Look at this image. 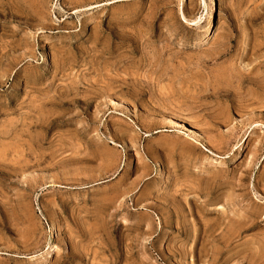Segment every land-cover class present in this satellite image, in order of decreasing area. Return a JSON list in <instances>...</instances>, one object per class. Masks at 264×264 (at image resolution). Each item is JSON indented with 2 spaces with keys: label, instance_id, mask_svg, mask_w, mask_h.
I'll list each match as a JSON object with an SVG mask.
<instances>
[{
  "label": "rangeland",
  "instance_id": "374dc122",
  "mask_svg": "<svg viewBox=\"0 0 264 264\" xmlns=\"http://www.w3.org/2000/svg\"><path fill=\"white\" fill-rule=\"evenodd\" d=\"M263 85L264 0H0V264H264Z\"/></svg>",
  "mask_w": 264,
  "mask_h": 264
},
{
  "label": "bare ground",
  "instance_id": "6f19581e",
  "mask_svg": "<svg viewBox=\"0 0 264 264\" xmlns=\"http://www.w3.org/2000/svg\"><path fill=\"white\" fill-rule=\"evenodd\" d=\"M263 61V60H262ZM261 90L264 91V85L261 87ZM193 131V130H192ZM194 132V131H193Z\"/></svg>",
  "mask_w": 264,
  "mask_h": 264
}]
</instances>
